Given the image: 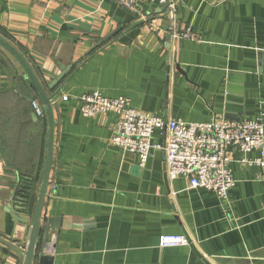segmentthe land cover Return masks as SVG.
<instances>
[{
	"label": "crops",
	"instance_id": "0c3cea01",
	"mask_svg": "<svg viewBox=\"0 0 264 264\" xmlns=\"http://www.w3.org/2000/svg\"><path fill=\"white\" fill-rule=\"evenodd\" d=\"M176 15L169 19L159 0H136L134 11L112 0H0V37L47 95L58 93L43 205L56 228L44 243L43 221L38 242L52 260L33 264H264L258 167L241 165L234 152L235 184L220 198L170 180L163 150L141 165L111 145L114 114H81L79 97L99 90L164 119L264 122V0H181ZM187 30L196 36L182 37ZM60 65L70 69L51 90ZM32 100L26 72L0 46V237L19 246L32 215L14 224L8 208L21 178H39L37 192L47 142L46 117L35 115ZM154 136L166 139L164 131ZM164 234L189 245L160 247ZM5 248L0 242V264H16Z\"/></svg>",
	"mask_w": 264,
	"mask_h": 264
},
{
	"label": "built area",
	"instance_id": "2783aa9c",
	"mask_svg": "<svg viewBox=\"0 0 264 264\" xmlns=\"http://www.w3.org/2000/svg\"><path fill=\"white\" fill-rule=\"evenodd\" d=\"M127 10H135L136 0H112ZM165 0H161L163 3ZM169 0L167 16L175 20L176 4ZM217 3L225 0H213ZM184 38L196 35L187 30L180 34ZM68 97L63 96L66 100ZM81 114L91 118L99 113H112L116 121L111 129V145L124 152L135 154L141 165L153 156L155 150L165 154L166 175L170 180L185 179L191 188L212 191L220 198H227L235 184L230 162L232 154H241L238 162L244 166L259 168L258 179L264 181V122L260 117L242 120H207L187 122L180 118L164 119L130 104L125 96L110 98L99 90H91L79 97ZM33 112L44 117L43 106L32 100ZM164 131L166 139H155L156 131ZM252 151L258 153L249 157ZM184 235L164 234L159 246L163 248L187 246Z\"/></svg>",
	"mask_w": 264,
	"mask_h": 264
},
{
	"label": "water",
	"instance_id": "95a60500",
	"mask_svg": "<svg viewBox=\"0 0 264 264\" xmlns=\"http://www.w3.org/2000/svg\"><path fill=\"white\" fill-rule=\"evenodd\" d=\"M168 5V0H165L162 3V7L166 8ZM0 46L7 50L12 56H14L15 59L21 64L24 71L26 72V75L28 79L30 80V87L35 93V96L37 99L41 102L46 121H47V142H46V153H45V161H44V167L43 172L40 179V184L37 190V198H36V204L33 211V215L27 230L26 235V243L24 246H19L18 244H15L11 239H4L0 237V242L5 245L4 252L14 258L16 260V264H33L36 259H38L39 262H46L50 263L51 258L45 256V255H39L38 252V242H39V233L43 225V221L45 222V219L43 218V205L45 197L47 196V186L50 176V171L52 168V161H53V142H54V114H53V107L51 104V101L54 96H56L58 93H54L53 96L47 95L42 85L37 80L35 74L33 73L32 69L26 62V60L10 45L8 44L3 38L0 37ZM70 66H63L60 65V73L52 79L49 84V89H54L65 77L66 73L69 71ZM13 199H16V201L13 200L14 207H9V213L12 215L13 223H25L27 224L29 219L26 216L27 215V203L24 198H21L19 194L17 193V190H15V194L13 195ZM17 210H23L25 213H22L21 215L18 213ZM21 216L23 218H21ZM52 218H47L45 222L44 232L42 241L44 243H47V241L50 238V232L54 230L56 227L53 224ZM8 249H12L15 253L10 252ZM19 255L21 259L19 258Z\"/></svg>",
	"mask_w": 264,
	"mask_h": 264
},
{
	"label": "trees",
	"instance_id": "16d2710c",
	"mask_svg": "<svg viewBox=\"0 0 264 264\" xmlns=\"http://www.w3.org/2000/svg\"><path fill=\"white\" fill-rule=\"evenodd\" d=\"M39 176V175H38ZM39 178L34 179L21 178L17 193L21 198H24L27 203V212L31 216L36 204L37 192L36 185Z\"/></svg>",
	"mask_w": 264,
	"mask_h": 264
},
{
	"label": "rangeland",
	"instance_id": "374dc122",
	"mask_svg": "<svg viewBox=\"0 0 264 264\" xmlns=\"http://www.w3.org/2000/svg\"><path fill=\"white\" fill-rule=\"evenodd\" d=\"M160 2H161V0H159ZM170 1H172V0H170ZM181 0H179L178 1V3L180 2ZM178 3L176 4V9H177V5H178ZM168 4H169V0H168ZM167 9H168V5L166 6V11H167ZM176 10H175V19H176ZM88 92H90V91H87V92H85L84 94H87ZM83 95V94H82Z\"/></svg>",
	"mask_w": 264,
	"mask_h": 264
}]
</instances>
